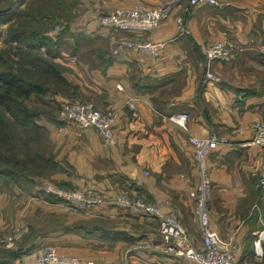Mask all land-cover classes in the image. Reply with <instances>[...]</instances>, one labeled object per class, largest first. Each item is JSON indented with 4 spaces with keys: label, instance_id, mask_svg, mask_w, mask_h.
<instances>
[{
    "label": "crops",
    "instance_id": "0c3cea01",
    "mask_svg": "<svg viewBox=\"0 0 264 264\" xmlns=\"http://www.w3.org/2000/svg\"><path fill=\"white\" fill-rule=\"evenodd\" d=\"M218 1L189 10L182 2L156 29L139 36L166 43L153 56L128 48L114 53L116 41L128 34L102 28L98 17L118 8H155L164 0H81L82 12L67 33L70 42L78 40L76 55L62 51L57 59L67 55L62 64L78 65L79 80L71 79L77 98L116 112L114 141L106 143L95 128L50 117L45 128L57 169L46 178L64 188L98 189L104 202L87 216L30 199L43 193L36 177L3 185L0 233L24 222L30 233L7 246L15 256L0 254V264H36V251L50 245L93 264H194L164 251L158 219L118 207L115 200L125 194L174 212L194 245H201L189 197L198 183L190 138L213 135L229 141L208 156L210 226L234 244L238 264H264V240L261 256L254 247L257 232L264 230V187L253 175L262 150L250 144L252 123L264 122V0ZM178 17L187 33L180 32ZM225 41L234 45L232 60L213 61L217 80L207 79L198 64L204 49ZM130 95L138 98L134 110L128 107ZM181 112L189 114L187 129L168 118Z\"/></svg>",
    "mask_w": 264,
    "mask_h": 264
},
{
    "label": "built area",
    "instance_id": "2783aa9c",
    "mask_svg": "<svg viewBox=\"0 0 264 264\" xmlns=\"http://www.w3.org/2000/svg\"><path fill=\"white\" fill-rule=\"evenodd\" d=\"M186 2L190 8L199 5L218 6V0H164L155 8L130 7L118 8L103 12L98 17L99 25L104 29L122 31L128 36L119 38L114 47V53L121 48H128L133 52L156 56L166 45L163 41L142 40L139 36L156 29L163 21L167 20L171 11ZM180 32L187 33L183 24V18L178 17ZM60 30V27H56ZM234 45L230 42L211 43L204 49V58L199 61V66L205 70L207 79L217 80L211 72L213 61L230 62L233 57ZM120 90L124 88L118 85ZM138 98L135 95L128 97V107L136 108ZM61 118L79 129L95 128L99 131L106 143L114 141V126L116 112L102 111L89 102L67 100L62 103ZM169 120L183 129H187L189 114L187 112L170 115ZM253 136L251 145L258 146L262 150L261 163L253 172L258 187H264V122L255 121L251 125ZM241 130V128L237 129ZM227 137L213 135L199 138L193 136L190 143L193 146L194 165L198 174V183L189 192L193 201L195 214L202 233V243L195 246L185 227L174 212H162L153 202L144 198H134L122 194L115 200V205L121 208H129L138 215L151 219H158V234L166 253L187 259L194 264H238L235 256V246L220 236L210 226V200L211 181L208 172V156L222 143H227ZM41 189L48 195H52L56 201L46 203L62 207L66 210L77 211L87 216H92L95 209L104 202L103 193L95 188L66 189L53 183L44 181ZM35 199V197H33ZM41 199V198H40ZM28 228L23 226L16 231L7 233L3 242L10 243L20 239ZM264 240V230L258 231L254 239V247L258 256L262 255L261 243ZM36 264H93L81 261L73 255H63L53 246H46L36 251Z\"/></svg>",
    "mask_w": 264,
    "mask_h": 264
},
{
    "label": "trees",
    "instance_id": "16d2710c",
    "mask_svg": "<svg viewBox=\"0 0 264 264\" xmlns=\"http://www.w3.org/2000/svg\"><path fill=\"white\" fill-rule=\"evenodd\" d=\"M30 26L26 22L12 28L14 32L10 38L29 39L28 49L23 45L18 47L19 60L16 61V66L15 61L7 55L3 57L4 65L0 67V105L4 107L0 109V179L7 187L17 185L18 178L47 177L51 171L57 169L50 152L42 155L31 150L30 147L29 149L20 147L21 130L25 129L29 134V142L37 131L46 130L38 122L42 108L37 105L29 107L25 101L31 95L40 96L45 90L44 86L49 82L65 97L72 100L77 98L76 86L68 79L65 72L69 66L57 64L59 61L57 58L61 54L58 43L42 34L40 30L29 33ZM39 197L49 202L56 201L52 195L44 192ZM2 253L15 256L7 246L0 247V254Z\"/></svg>",
    "mask_w": 264,
    "mask_h": 264
},
{
    "label": "rangeland",
    "instance_id": "374dc122",
    "mask_svg": "<svg viewBox=\"0 0 264 264\" xmlns=\"http://www.w3.org/2000/svg\"><path fill=\"white\" fill-rule=\"evenodd\" d=\"M82 7L83 5L81 3V0H5V3L3 5L0 4V20H1L0 67L4 65L3 57L5 58L7 55L13 61H15V63L16 61L19 60L18 47H20V45H23L24 48L27 47L28 49L27 43L28 41H30L29 39L23 38L22 36H21L22 38H19V40L16 39L12 40L10 38V35L14 32L13 29L20 23L25 24L26 22H28V24L31 25L30 26L31 31L28 30L29 33L32 34V31L40 30L42 34L48 36L50 39L58 43L61 52L63 51V53H66L67 55H69L68 53L71 52L72 56L70 55V58L73 56L75 57L76 54L75 52L72 51V48L73 46H76V41L78 40L75 39L72 40L73 42H70L71 39H69L67 33H69L70 31L69 30L71 27L70 25H72V23H74V21L78 18L77 17L78 14L82 12ZM56 27H60V30H56L55 29ZM67 55L64 56V58L69 57ZM61 58H63V56ZM64 58L57 61L58 62L57 64L64 62ZM16 65L17 63L15 64V66ZM72 66L70 65L69 68H67V71L65 72L67 76L70 77L69 78L70 81L71 79L75 81L76 79L79 80L78 78L79 67H76L78 65H72ZM79 71L82 73L81 70ZM44 87L45 90L40 96L31 95V97L25 101L26 104H28L29 107H34V105H37L42 108L40 112L41 115L38 118V122L44 127L47 123V120L49 121L50 117L57 118L59 121L64 122V120L61 118L62 103L63 101L72 100V99H69L60 92H57L58 90L52 86L51 82L46 84ZM57 96H60L61 99L56 100ZM73 100L81 101V102H89L95 105V103L92 100H82L79 98H75ZM3 108L4 107L0 105V109L2 110ZM96 108L99 109V107ZM20 133L22 135L21 138L22 144L20 145L21 148L27 147L29 149L30 147L31 150L37 151L42 155H46L50 152V149L53 147L52 141L49 138L48 130L37 131L36 134L32 135L31 142L28 141L29 134L26 133L25 129L21 130ZM36 178H37V183L38 185H40V187L44 181H47L46 176L44 177L36 176ZM18 179H19L18 184H22L24 180H27L24 177ZM2 182L3 180L0 179V189L4 185ZM66 189H72V188H66ZM41 194L43 195V193ZM33 196L35 198L36 197L40 198L39 196L31 195L30 199H33ZM75 213L78 212L75 211ZM20 217L22 219L21 221L23 222L25 219V214L24 213L20 214ZM23 226L28 228V232L25 233L20 239L26 236L30 231V226L26 222H24V224L22 223L17 229ZM17 229L16 228L10 229L9 231L0 233V247H5V246L10 247L11 245L16 244L20 240L18 239L10 243L1 241L5 238L4 236L7 233L16 231Z\"/></svg>",
    "mask_w": 264,
    "mask_h": 264
}]
</instances>
